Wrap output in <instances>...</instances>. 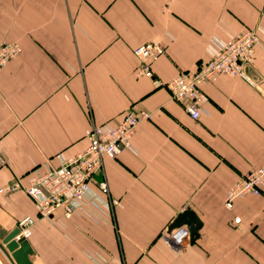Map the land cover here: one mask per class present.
I'll return each mask as SVG.
<instances>
[{
  "label": "crops",
  "instance_id": "crops-1",
  "mask_svg": "<svg viewBox=\"0 0 264 264\" xmlns=\"http://www.w3.org/2000/svg\"><path fill=\"white\" fill-rule=\"evenodd\" d=\"M244 28L259 42L251 84L226 74L204 83L197 119L153 83L194 69ZM4 41L22 50L0 69V185L79 153L94 125L149 113L131 147L94 175V189L105 180L103 197L116 201L106 223L61 211L41 218L24 192L0 194L2 228L36 218L33 264H264V194L223 204L264 164V0H0ZM147 41L164 47L151 78L136 74L133 54ZM184 209L201 225L176 247L166 229Z\"/></svg>",
  "mask_w": 264,
  "mask_h": 264
},
{
  "label": "built area",
  "instance_id": "built-area-1",
  "mask_svg": "<svg viewBox=\"0 0 264 264\" xmlns=\"http://www.w3.org/2000/svg\"><path fill=\"white\" fill-rule=\"evenodd\" d=\"M258 44L256 31L244 28L213 51L207 60L199 62L194 69L179 71L165 83L157 80H153V83L164 86L170 99L180 103L191 119H197L205 113L202 106L204 94L201 89L204 83L213 81L219 74H226L251 84L247 67L253 61L254 48ZM21 50L17 42H2L0 69L19 55ZM163 52L164 47L158 42L147 41L135 46L133 54L139 61L136 74L151 78L150 65ZM148 116L147 111L125 112L112 128L103 125L92 126L82 151L69 156L59 155L57 165L48 161L43 166L33 168L26 180L17 177L9 183L1 184L0 194L24 192L34 203L37 216L41 218L47 219L56 211H61L66 218L81 214L94 222L106 223L116 201L103 197L108 191L105 180L96 183L98 191L95 190L97 188L94 189V175L102 170L104 157H117L124 149L131 147L130 139L135 128ZM258 194H264V164L244 172L239 180L225 191L223 204L225 208L231 209L235 198ZM233 221L238 222L239 218L234 217ZM35 223L34 216L22 217L17 223L18 237L28 239ZM187 235V230L179 227L175 232L168 231L166 236H169V240L176 247H180L185 244Z\"/></svg>",
  "mask_w": 264,
  "mask_h": 264
},
{
  "label": "water",
  "instance_id": "water-1",
  "mask_svg": "<svg viewBox=\"0 0 264 264\" xmlns=\"http://www.w3.org/2000/svg\"><path fill=\"white\" fill-rule=\"evenodd\" d=\"M185 225L189 242H193L198 237V229L201 225L199 219L190 209H184L177 213L167 227V231ZM19 227L15 226L11 230H6L0 225V250L6 256L10 264H33L30 256L33 249L27 238L19 236ZM0 264H2L0 262Z\"/></svg>",
  "mask_w": 264,
  "mask_h": 264
},
{
  "label": "rangeland",
  "instance_id": "rangeland-1",
  "mask_svg": "<svg viewBox=\"0 0 264 264\" xmlns=\"http://www.w3.org/2000/svg\"><path fill=\"white\" fill-rule=\"evenodd\" d=\"M0 253L3 254L1 250H0ZM3 255H4V254H3ZM4 256H5V255H4ZM5 258H6V256H5ZM6 259H7V258H6ZM0 260H1V258H0ZM7 260H8V259H7ZM1 261H2V260H1ZM8 262H9V261H8ZM2 263H3V262H2Z\"/></svg>",
  "mask_w": 264,
  "mask_h": 264
},
{
  "label": "bare ground",
  "instance_id": "bare-ground-1",
  "mask_svg": "<svg viewBox=\"0 0 264 264\" xmlns=\"http://www.w3.org/2000/svg\"><path fill=\"white\" fill-rule=\"evenodd\" d=\"M173 244V243H172ZM174 246H175V244H174ZM0 262H1V260H0ZM2 263V262H1ZM3 264V263H2Z\"/></svg>",
  "mask_w": 264,
  "mask_h": 264
}]
</instances>
